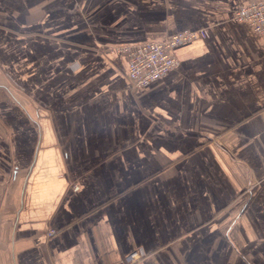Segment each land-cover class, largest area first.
<instances>
[{"label":"crops","instance_id":"crops-1","mask_svg":"<svg viewBox=\"0 0 264 264\" xmlns=\"http://www.w3.org/2000/svg\"><path fill=\"white\" fill-rule=\"evenodd\" d=\"M251 1L0 0V264H264ZM180 31L133 86L118 48Z\"/></svg>","mask_w":264,"mask_h":264},{"label":"built area","instance_id":"built-area-1","mask_svg":"<svg viewBox=\"0 0 264 264\" xmlns=\"http://www.w3.org/2000/svg\"><path fill=\"white\" fill-rule=\"evenodd\" d=\"M235 20L246 22L252 30L264 34V0H252L233 11ZM197 32L180 31L160 41H146L118 48L126 60V77L133 86H142L165 75L177 63L172 48L193 38ZM143 256L140 248L132 249L115 264H135Z\"/></svg>","mask_w":264,"mask_h":264},{"label":"rangeland","instance_id":"rangeland-1","mask_svg":"<svg viewBox=\"0 0 264 264\" xmlns=\"http://www.w3.org/2000/svg\"><path fill=\"white\" fill-rule=\"evenodd\" d=\"M116 49V47L114 48V50Z\"/></svg>","mask_w":264,"mask_h":264}]
</instances>
